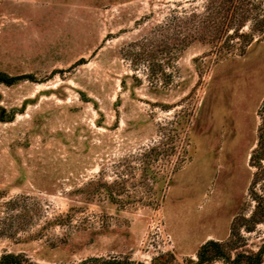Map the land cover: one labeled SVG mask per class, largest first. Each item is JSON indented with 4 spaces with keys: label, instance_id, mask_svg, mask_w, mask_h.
<instances>
[{
    "label": "rangeland",
    "instance_id": "obj_1",
    "mask_svg": "<svg viewBox=\"0 0 264 264\" xmlns=\"http://www.w3.org/2000/svg\"><path fill=\"white\" fill-rule=\"evenodd\" d=\"M204 3L0 0V72L15 78L0 82V255L193 264L210 239L264 243V222L242 219L264 41L183 47L180 18Z\"/></svg>",
    "mask_w": 264,
    "mask_h": 264
},
{
    "label": "trees",
    "instance_id": "obj_2",
    "mask_svg": "<svg viewBox=\"0 0 264 264\" xmlns=\"http://www.w3.org/2000/svg\"><path fill=\"white\" fill-rule=\"evenodd\" d=\"M180 19L178 37L182 46L198 42L209 46L210 53L217 57L243 55L252 43L264 41V0H205L201 11L192 10ZM258 116L256 144L248 158L249 167L254 168L248 185V197L255 206L248 218H242L251 225L247 231L264 222V99L259 106ZM237 234L238 231H234L232 226L231 237ZM196 257L193 264H211L218 260L224 264H262L264 243L254 252H244L237 251V247L231 244L210 239L199 246ZM0 264L36 263L23 253L6 252L0 255Z\"/></svg>",
    "mask_w": 264,
    "mask_h": 264
},
{
    "label": "flooded vegetation",
    "instance_id": "obj_3",
    "mask_svg": "<svg viewBox=\"0 0 264 264\" xmlns=\"http://www.w3.org/2000/svg\"><path fill=\"white\" fill-rule=\"evenodd\" d=\"M5 80H6L7 82H5ZM13 81H14V78L7 77V76H3V77L0 79V82H4V83H6V84H11ZM0 114H4V111L1 110Z\"/></svg>",
    "mask_w": 264,
    "mask_h": 264
},
{
    "label": "water",
    "instance_id": "obj_4",
    "mask_svg": "<svg viewBox=\"0 0 264 264\" xmlns=\"http://www.w3.org/2000/svg\"><path fill=\"white\" fill-rule=\"evenodd\" d=\"M3 76H6V74L3 73V72H0V79H1ZM29 79H30V80H33L32 76L29 77ZM5 82H7V81L5 80Z\"/></svg>",
    "mask_w": 264,
    "mask_h": 264
}]
</instances>
